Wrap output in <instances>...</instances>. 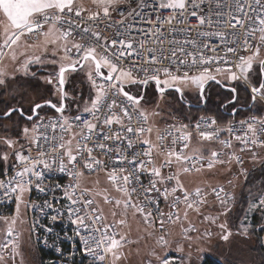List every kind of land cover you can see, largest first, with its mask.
<instances>
[{
    "label": "snow or ice",
    "instance_id": "obj_1",
    "mask_svg": "<svg viewBox=\"0 0 264 264\" xmlns=\"http://www.w3.org/2000/svg\"><path fill=\"white\" fill-rule=\"evenodd\" d=\"M45 61L51 71L42 76L43 91L0 101V166H7L0 205H14L0 212V264H24L28 211L39 213L30 232L44 227L45 244L52 229L40 217L70 226V234L52 240L51 264H77V255L89 264H130L133 255L137 264H199L214 235L229 240L232 194L223 186L190 189L184 177L243 165L245 154L262 158L264 0H0V88L10 89L21 71L35 78L30 66ZM80 72L87 98L66 88ZM213 82L231 94L233 118L243 93L245 119L222 126V117L204 115L183 123L147 98L154 86L161 100L169 91L183 98L191 88L203 101ZM52 173L67 183L48 184ZM34 191L44 194L40 203ZM256 214L264 217V189L235 234L249 237ZM130 216L152 240L135 253L129 247L138 240L118 231ZM65 240L70 247L61 246Z\"/></svg>",
    "mask_w": 264,
    "mask_h": 264
},
{
    "label": "rangeland",
    "instance_id": "obj_2",
    "mask_svg": "<svg viewBox=\"0 0 264 264\" xmlns=\"http://www.w3.org/2000/svg\"><path fill=\"white\" fill-rule=\"evenodd\" d=\"M85 3L87 5L89 3V0H85ZM50 53H51V49L49 50V56ZM35 54L39 55L40 53L37 51ZM6 63L8 64L9 71H11L12 70L11 62L6 61ZM31 67H33V65H31ZM37 67H41L42 70L34 71L37 75L35 78H33L32 76L28 78L29 80H31V82H27L23 80L21 83V80L16 79L15 81L12 82L11 88L7 90L8 94L11 95L13 93L14 95H17V97H19V94L21 92H28L29 95L34 98L35 93L37 91H43L42 76L46 72L51 71V65H49L47 61H45V64L37 65ZM18 74H24V73L23 71H21ZM83 77H84V73L80 72L75 74L74 80H72L71 78L69 79L66 88L70 94H71L70 92L71 88H69L70 84H74L73 87H76L77 90H86L88 94L87 81L85 80L84 83L81 84V79ZM87 94L85 95V98H87ZM176 95L178 96L176 92L169 91L165 93L164 99L161 100L159 96L155 93L154 86H149L147 90V98L152 101L153 106L156 103H159L160 106L164 109L165 114L173 113L174 111H179L178 109L182 108L183 110H185L186 114L190 116H195V115L218 116L217 113L208 112L202 109L201 107H198L201 109L187 108L190 106H187L185 105V103L183 104L182 102L178 101ZM183 97L185 101L191 100L194 101L193 103H199L201 101L196 90L191 88L185 89ZM25 106L27 107V104ZM246 114L249 115V112ZM261 156H262L261 159H257L253 161L252 159L249 158L247 154H245L243 165L232 163L231 165H228L226 167L217 166V168L211 171L205 169L201 173H193L191 175L184 177V182L186 186H188L190 189H194L196 186L205 187L208 185L210 186L223 185L226 191L228 193H231L232 196L234 197V199L230 202L231 211L228 213L227 216V220L229 222L233 235L229 238L227 242L220 240L218 235H214L210 241V244L202 245V247L204 248V256L206 253H211L214 256H218L219 258H224V259L227 258L229 260L233 258H237L238 259L237 264H254V262L256 261V254L252 250L253 249L252 245H254V241L252 237L253 236L256 237L255 232L259 228L264 226V217H262L260 214H256L254 217L249 218L248 223L252 226V231L249 237L245 238L243 236L236 235L235 233H236L237 225L244 220V214L247 210L248 204L252 201L253 197L257 195L260 190L264 189V184H262L260 180L261 177L260 174H262L261 171H264V153H262ZM3 168H5V166ZM253 170L256 171L260 170V174L256 172V175H258L256 180H253L249 177V175H251V171ZM95 179L96 176L88 177V180L90 182L94 181ZM101 180H102V184L106 183L102 175H101ZM229 181H231V184H229ZM113 194L115 195V193ZM211 203H214V201L210 197V204ZM216 207L219 208L220 207L219 204H216ZM104 208L107 214L110 206H104ZM209 214L215 215L216 212L213 211ZM25 219L28 221V213L25 216ZM108 219L109 220L112 219L110 215L108 216ZM190 219L194 223H196L197 227H199L201 231H203L206 225L202 224L199 220H197L195 214L190 213ZM222 219H224V217H222ZM2 227L3 226H0V228ZM118 231L121 233H126L130 240H138V244L131 245L129 247V250L132 253H135L138 247L141 250H144L149 245L152 244L151 239L147 241L143 239V235H144L143 224L139 218H132L130 216L128 226L126 228L118 229ZM176 231L178 232L179 230L177 229ZM213 231H218V230L213 229ZM263 238H261V244H264ZM2 240H3V234L2 232H0V241ZM21 242L23 247L22 254L24 256V264H29V262L32 261L33 259L36 260L38 264H41L40 254L37 248L33 244L28 223L23 226V235L21 237ZM174 255L179 257L181 253L175 252ZM18 264H19V260H18ZM130 264H137V258L134 255L130 257ZM177 264H179L178 261Z\"/></svg>",
    "mask_w": 264,
    "mask_h": 264
},
{
    "label": "trees",
    "instance_id": "obj_3",
    "mask_svg": "<svg viewBox=\"0 0 264 264\" xmlns=\"http://www.w3.org/2000/svg\"><path fill=\"white\" fill-rule=\"evenodd\" d=\"M28 78H30V76H25L24 74H17V79L21 80V83L23 80L27 81V82H31V80H29ZM74 84H70L69 88L70 92L72 93L73 89H76V87H73ZM28 87V86H27ZM8 89H4V88H0V101H11V96L14 95L13 93L10 95L7 92ZM84 93V96L87 94L86 90H82ZM231 94L223 89L220 85L213 83H210L205 90V102L202 106H200L202 109L208 111V112H212V113H217L219 117H222L221 119V123H226L227 121L234 119V118H242L247 116L248 114V109L246 107H244V98H243V93H241V99L239 100V103L236 105L237 108L241 109V111L238 112V114L236 115V117H232L229 113L232 110V105L231 104H227L228 99H230ZM19 99V97H17ZM177 100L179 101L177 95H176ZM188 102H194L191 100H187ZM181 102V101H180ZM14 103V102H13ZM183 103V102H182ZM184 104V103H183ZM227 104V107H222V105ZM186 105V104H185ZM189 106V105H187ZM244 107V108H240V107ZM187 108H192V109H197L198 107H187ZM198 108V109H201ZM177 110V109H176ZM179 111H174L172 114H179L183 117V119L187 122L190 123L192 120H194L196 117H198L199 115H195V116H190L188 114H186L185 110H183L182 108L178 109ZM185 112V113H182ZM246 114V115H245ZM2 167H0L1 169ZM4 170V169H3ZM256 172H258V174H260V170H253L251 171V175H249V177L253 180H256L258 175H256ZM262 174L260 177V180L262 182V184H264V171H261ZM264 227V226H262ZM261 227V228H262ZM261 228H259L256 232L255 235L256 237H252L253 241H254V245H252V250L255 252L256 254V261L254 262V264H264V244H261V238L264 237V230H261ZM261 237V238H260ZM35 246V245H34ZM36 247V246H35ZM39 254H40V261L41 258L44 257V251L41 248L36 247ZM237 258H233L231 260L227 259V258H219L218 256H214L211 253H206L205 256L203 257V259L201 260V262L199 264H237Z\"/></svg>",
    "mask_w": 264,
    "mask_h": 264
},
{
    "label": "built area",
    "instance_id": "obj_4",
    "mask_svg": "<svg viewBox=\"0 0 264 264\" xmlns=\"http://www.w3.org/2000/svg\"><path fill=\"white\" fill-rule=\"evenodd\" d=\"M200 116H204V115H199L198 117H200ZM198 117H196L194 120H192L191 123L194 124ZM246 117L247 116L242 117V118H234V119L227 121L226 123H221V125L222 126L226 125L230 121H234V120L238 121L241 119H245ZM168 118H169V120L174 119V118H179V122L187 123L183 119V117L179 114H172ZM161 127H163V125H161ZM233 143H234L235 150L238 151V149H239L238 143L235 141ZM244 159H245V156H244ZM4 170H6V169H4ZM46 182L48 184L67 183V179L60 176L58 173H52L50 178ZM219 186H223V185H217V187H219ZM48 198L51 199L50 196ZM32 199L35 202L40 203L44 199V194H41V193L34 191L32 194ZM12 208H14L13 204L0 205V212H3L4 214H8ZM161 208L164 211L169 210L163 202L161 203ZM37 216H39L38 212L33 213L32 211H28V227H29V230H30L31 223L34 222V220L37 218ZM40 220H41V224L45 225V227H47V228L52 229V233L50 234L48 244L44 243L45 238L49 236V234L46 233L44 227H38L35 231H31L30 233L32 236L33 244L36 247L43 249V251H44L45 255H44V257L41 258V264H51L52 261H55L57 259V255H56L54 249L50 246L52 243V240L55 239V237L57 235H59L61 237V239H63V234L65 232H69V234H70V226L68 225L66 219L57 220L56 222H52L50 220V218L45 219L43 217H40ZM3 239H4V237H3ZM0 242H3V240ZM57 243H59V241H57ZM61 246L68 248V247H70V243L65 240ZM76 260H77V264H80L81 260H83V264H89L88 259L82 258L80 255H77Z\"/></svg>",
    "mask_w": 264,
    "mask_h": 264
},
{
    "label": "water",
    "instance_id": "obj_5",
    "mask_svg": "<svg viewBox=\"0 0 264 264\" xmlns=\"http://www.w3.org/2000/svg\"><path fill=\"white\" fill-rule=\"evenodd\" d=\"M221 86V85H220ZM222 87V86H221ZM223 88V87H222ZM223 89H225V88H223ZM226 90V89H225ZM178 94V93H177ZM178 96H179V98H181L180 97V95L178 94ZM186 105H189V106H193V107H200V106H202L203 104H204V102H205V95H204V100L202 101H200L199 103H191V102H187V101H183ZM240 108H244L243 106L242 107H240ZM231 112V111H230Z\"/></svg>",
    "mask_w": 264,
    "mask_h": 264
},
{
    "label": "flooded vegetation",
    "instance_id": "obj_6",
    "mask_svg": "<svg viewBox=\"0 0 264 264\" xmlns=\"http://www.w3.org/2000/svg\"><path fill=\"white\" fill-rule=\"evenodd\" d=\"M41 70H42V68L41 67H37V64H33V67L30 66V73L34 72V71H41ZM28 76L31 77L30 74ZM177 97H178L179 101H181V102L185 101L184 97L183 98H179V96H177Z\"/></svg>",
    "mask_w": 264,
    "mask_h": 264
},
{
    "label": "crops",
    "instance_id": "obj_7",
    "mask_svg": "<svg viewBox=\"0 0 264 264\" xmlns=\"http://www.w3.org/2000/svg\"><path fill=\"white\" fill-rule=\"evenodd\" d=\"M193 143L195 144V141H193ZM4 166H2V168L0 169V171H4L3 169H6V165H5V168H3Z\"/></svg>",
    "mask_w": 264,
    "mask_h": 264
}]
</instances>
